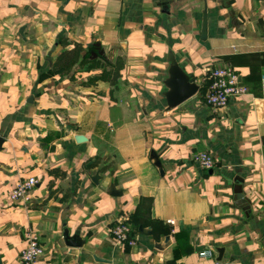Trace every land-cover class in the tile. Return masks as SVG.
Instances as JSON below:
<instances>
[{"label":"crops","instance_id":"crops-1","mask_svg":"<svg viewBox=\"0 0 264 264\" xmlns=\"http://www.w3.org/2000/svg\"><path fill=\"white\" fill-rule=\"evenodd\" d=\"M94 41L124 60L115 85L93 80L89 63L53 69L64 48L80 43L82 55ZM169 51L200 84L172 109ZM224 66L247 91L213 108L205 68ZM263 78L264 0H0L1 264L18 263L29 231L44 248L38 264H264ZM197 152L214 166L199 169ZM31 176L29 199L11 201ZM237 177L248 207L234 201ZM119 216L133 245L109 235ZM65 229L83 245L66 246Z\"/></svg>","mask_w":264,"mask_h":264},{"label":"built area","instance_id":"built-area-1","mask_svg":"<svg viewBox=\"0 0 264 264\" xmlns=\"http://www.w3.org/2000/svg\"><path fill=\"white\" fill-rule=\"evenodd\" d=\"M205 71L208 77V85L203 94L206 104L213 108L226 107L229 101L246 93L247 89L240 84L238 74L231 67H206ZM262 93L264 97V78L262 80ZM193 162L201 170H208L214 166L213 157L207 152H197L193 154ZM35 177L23 178L10 191L11 201H24L29 199V193L36 185ZM261 211L264 216V194L260 196ZM167 223L174 224V221L167 220ZM173 231V230H172ZM109 235L120 243L133 245L134 240L131 228L128 224V218L119 216L115 224L108 228ZM44 248L37 233L28 232L26 234V245L21 249L17 264H38L39 257L43 254ZM203 258L213 256L212 249H205L198 252ZM213 264H239L235 260H214Z\"/></svg>","mask_w":264,"mask_h":264},{"label":"water","instance_id":"water-1","mask_svg":"<svg viewBox=\"0 0 264 264\" xmlns=\"http://www.w3.org/2000/svg\"><path fill=\"white\" fill-rule=\"evenodd\" d=\"M206 38V15L203 16L202 22V33L201 39ZM167 77L164 79L163 84L166 90L163 92L165 98L167 109H172L194 96L200 89V84L197 83L190 74L184 71V69L179 65L176 56L172 51H169L167 54ZM74 138L77 142H82L86 140V137L82 134L74 135ZM3 142V138L0 137V146ZM151 156L154 159L156 165L160 168V161L157 159V155L154 150L151 151ZM162 171V170H161ZM92 182L97 183L100 179L98 172L90 175ZM243 179L240 177L235 178L234 186V201L237 205L249 206L250 200L245 196L244 191L242 190ZM110 193L115 194L119 193L114 188L111 187ZM139 230H144L142 227ZM63 240L66 246L72 248L81 247L84 243L83 238L80 236L79 230L73 234H69L68 230L63 231ZM219 251L220 249H214ZM221 251V250H220ZM221 257L219 256L217 260ZM1 264V261H0Z\"/></svg>","mask_w":264,"mask_h":264},{"label":"trees","instance_id":"trees-1","mask_svg":"<svg viewBox=\"0 0 264 264\" xmlns=\"http://www.w3.org/2000/svg\"><path fill=\"white\" fill-rule=\"evenodd\" d=\"M64 41L63 38L59 40L60 44L65 47L68 43ZM82 51V45L76 42L73 43V47L64 48L55 58L53 69L63 68L64 72H69L76 63H79L81 66L89 63L88 67H98L100 70V73L95 75L93 80L101 78L108 81L111 85H115L124 67V60L120 56H117L114 60H110L99 41H94L92 46L81 55ZM98 162V158H96L88 167L97 166ZM100 169L103 170L105 167H101Z\"/></svg>","mask_w":264,"mask_h":264}]
</instances>
